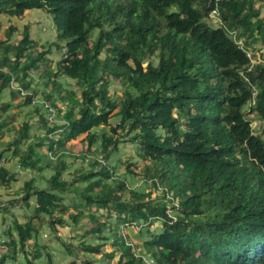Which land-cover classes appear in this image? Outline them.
I'll return each instance as SVG.
<instances>
[{
  "label": "trees",
  "instance_id": "1",
  "mask_svg": "<svg viewBox=\"0 0 264 264\" xmlns=\"http://www.w3.org/2000/svg\"><path fill=\"white\" fill-rule=\"evenodd\" d=\"M33 9L52 17L56 39L48 45L64 53L52 69L47 52L34 51L29 25L15 43L9 25L0 39V135L16 118L1 101L6 89L22 100L21 90L31 89L59 123L51 126L34 108L42 135L30 133L26 121L6 142L20 168L39 177L10 201L28 208L33 198V214L3 230L0 264H56L50 251L38 260L35 221L52 229L70 222L91 239L63 243L69 264H96L88 255L101 253L105 264H264V60H252L255 46L264 45V15L255 0H0V16L22 19ZM151 57L157 63L145 66ZM30 70L39 76L34 84ZM62 77L74 87L62 89ZM113 81L123 87L116 98ZM78 138L95 157L64 153ZM128 143L137 161L125 159L127 173L146 191L100 169ZM4 155L0 189L15 179ZM64 156L83 162L72 178L64 176ZM169 196L178 202L173 220ZM121 225L146 233L138 252Z\"/></svg>",
  "mask_w": 264,
  "mask_h": 264
},
{
  "label": "rangeland",
  "instance_id": "2",
  "mask_svg": "<svg viewBox=\"0 0 264 264\" xmlns=\"http://www.w3.org/2000/svg\"><path fill=\"white\" fill-rule=\"evenodd\" d=\"M255 6L259 8L261 14L264 15V0H255ZM212 17L214 19L211 21V23L216 25L218 23L217 19L215 18V16ZM0 23H1L0 39H5L7 37L6 31L9 29L10 24L16 26L14 27L15 29L14 35L8 39L10 43H15L14 40L16 35L23 31L24 26L29 25L30 34L37 43V47L36 49H34V51L47 52L45 54V58L47 59V62H49L52 69L57 68V62L62 57L64 51H57L53 47L48 45L49 42H52L56 39V33H55L56 31L54 29V23L52 17H50L41 10L33 9L26 11L22 19L16 17L8 18V17L0 16ZM96 34H97V30L94 32L93 37H95ZM49 48L50 51L52 50L51 53L50 51H48ZM255 48L256 50L254 53V57H252L253 62L264 60V45L258 43L255 46ZM21 61L24 60L22 59ZM148 61H151L153 64L157 63V59L151 57L150 59H146L144 61L145 66L148 63ZM28 73H30L33 78V84L39 81L38 75L32 73L31 70ZM12 79L13 78H11V81ZM27 79L29 78L27 77ZM59 82L60 85H62L61 86L62 89L70 90L74 87L73 86L74 81L68 77H62L59 80ZM12 87L16 88L14 83L12 84ZM122 92H123V87L120 85V83H117L115 81L110 83L109 95L112 98H116L120 96ZM20 94H24L25 99L22 100L18 97L14 98V96L11 95L9 89H6L1 95V101L3 103L10 102L11 104L9 107V111L6 114L16 113L15 114L16 118L13 119V121H10V123L7 124L6 126H3L0 135V151L3 149L5 151V155L1 163L4 166H6V168L11 173L15 174V179L10 183L9 187L4 186L0 189V235L3 233V230L13 221V219L17 220L18 222H24L31 216V214H33V210H32L34 203L33 198L30 200L31 207L28 208L24 207L23 204L12 206L10 204V201L16 197L25 195V193L22 190L21 193H19L18 189L20 187L22 188L26 180H29L31 177H35V178L39 177V175H36L31 170L20 168L17 159L12 158L10 156L11 151L5 150L7 147L6 142H9L14 138L12 135H15L16 132L21 128L22 124L26 121L30 123V128H29L30 133L42 135L43 130L39 129L40 123L39 122L37 123L35 121L37 114L34 111V108H40L41 112L45 113V116L48 117L51 126H55L57 122L59 123V120L55 118L56 115L55 109L48 101H45L42 98H38L34 96L31 89L21 90ZM25 100L30 101V103H26ZM58 104L61 105L60 103ZM3 117H0V121L2 120ZM111 121L114 122V119H111ZM66 124L67 123H65V125ZM251 124L252 127L258 129L259 132L262 130V126L261 128H258V126H256V123L254 121H252ZM49 136L53 138H57L56 132L50 134ZM74 143H75V146L73 147L74 149L65 150L66 151L64 152L65 154H73V155L88 154V156L91 157L96 156V154L93 152H89V153L86 152V148L82 146L80 138L75 139ZM94 147H99L98 143L95 144ZM22 148L24 149L25 145H23ZM134 150H135L134 146H132L129 143L121 144L119 146L118 151L113 152L110 155L109 161L106 162L104 160H101L102 166L100 167V169L101 168L103 169L104 167L107 166L108 168H111L114 177L120 176L121 178H124V180L128 183V185L131 188L146 191L147 188L144 186L143 184L144 182H142V180H140L137 176L128 174L126 170L125 159H129L130 162L132 163H135L137 161V156ZM48 154L51 155L50 152ZM58 155H62L61 152ZM51 158L55 159V156L51 155ZM62 159H66L67 163L70 164L68 171H65L64 174L66 178L67 177L72 178L71 174L75 170V168L77 167L79 168V166L83 164V162L80 159L75 160L74 158H69L65 156ZM50 174L51 171L45 169L43 176L49 177ZM36 182L39 183L40 185L46 184L44 180H36ZM166 204L168 206V211H167L168 213H166L167 216L169 218H172V220L175 219L178 202L176 200H173L169 196L166 199ZM68 214L69 212H66V214H64V217L66 218ZM159 224L161 225V222L154 223L152 225V228L156 229L159 226ZM35 225L38 229V232L35 235V240L37 241V245L35 246V248H39L36 254H39L40 251L43 253V255L38 258V260L42 261V263L46 259L45 254L50 251L52 253V258L56 264H69L71 256H69L68 253L63 248L62 246L63 243L66 244L71 243L72 246H77L80 242L84 240L86 241L91 240L89 238H83L80 229L78 227L73 226L70 222L65 227L60 228L56 226L55 229L50 228L46 224V222L39 223L35 221ZM141 228L142 227L140 226L127 227L126 225H121L120 228L118 229V232H120L124 237L129 238L135 247V245L139 246L137 242L139 241L142 242L146 238L145 232L139 233ZM0 241L2 242L3 239H0ZM95 242L97 243L99 241H95ZM105 248L107 252H109L111 250V244H107ZM139 248L135 247V251L138 252ZM77 253L78 256L85 259L80 250H78ZM88 258H90V260L94 261L96 264H105L104 261L107 260V257L104 256V253H101L99 255H88ZM143 261L145 264L148 263L146 258H144Z\"/></svg>",
  "mask_w": 264,
  "mask_h": 264
},
{
  "label": "clouds",
  "instance_id": "3",
  "mask_svg": "<svg viewBox=\"0 0 264 264\" xmlns=\"http://www.w3.org/2000/svg\"><path fill=\"white\" fill-rule=\"evenodd\" d=\"M212 15H214L215 18L217 19L216 14H215L214 12H212ZM212 15H211V16H212ZM254 122L256 123V126H257V122H256V121H254Z\"/></svg>",
  "mask_w": 264,
  "mask_h": 264
},
{
  "label": "built area",
  "instance_id": "4",
  "mask_svg": "<svg viewBox=\"0 0 264 264\" xmlns=\"http://www.w3.org/2000/svg\"><path fill=\"white\" fill-rule=\"evenodd\" d=\"M212 16H214V15H212Z\"/></svg>",
  "mask_w": 264,
  "mask_h": 264
}]
</instances>
